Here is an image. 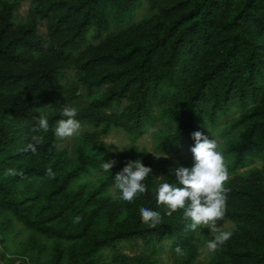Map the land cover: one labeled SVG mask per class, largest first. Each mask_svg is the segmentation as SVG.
Instances as JSON below:
<instances>
[{"label": "trees", "instance_id": "trees-1", "mask_svg": "<svg viewBox=\"0 0 264 264\" xmlns=\"http://www.w3.org/2000/svg\"><path fill=\"white\" fill-rule=\"evenodd\" d=\"M21 2L0 0V264H166L163 253L171 264H264V169L252 168L264 163V0H29L19 18ZM66 105L86 129L62 148L52 129ZM41 114L47 133L33 131ZM154 127L158 161L104 140ZM215 129L234 226L203 262L200 228L187 229L183 210L167 216L155 189L178 186L192 134ZM36 135V153L24 151ZM183 148L187 158L167 155ZM130 160L152 169L132 203L114 188ZM141 206L161 224H144Z\"/></svg>", "mask_w": 264, "mask_h": 264}, {"label": "clouds", "instance_id": "clouds-1", "mask_svg": "<svg viewBox=\"0 0 264 264\" xmlns=\"http://www.w3.org/2000/svg\"><path fill=\"white\" fill-rule=\"evenodd\" d=\"M77 114V108L68 105L63 107L62 116L66 118L59 119L52 129L57 138L66 139L78 132L80 123L75 119ZM49 130V120L46 115L41 114L37 118L33 131L47 133ZM192 135L195 139V145L191 148L193 166L173 168L178 186L168 182L157 184L155 189L156 204L167 210V216H172L173 212L183 210L184 218L190 221L187 225L189 231L195 232L199 228L210 229L213 239L207 241L205 247L214 252L232 235L230 231H224L218 226V222L223 220L226 211L225 193L227 189L225 183L229 176L216 140L209 139L201 131H196ZM32 140L34 143H28L24 151L31 150L32 153H36L37 146L43 143L44 137L36 135L32 137ZM156 156L160 157V155ZM116 163L115 160L104 162L102 164L103 171H111ZM151 172L152 169L145 166L141 160L128 161L122 170L114 176V188L119 192V196L115 198L128 203L134 202L138 196L147 192L148 189L144 181ZM47 174L51 178H55L52 169L49 168ZM139 213L142 222L149 227L155 228L161 224L162 216L159 211L141 206ZM175 252L177 256L183 255L180 246L176 247Z\"/></svg>", "mask_w": 264, "mask_h": 264}, {"label": "rangeland", "instance_id": "rangeland-1", "mask_svg": "<svg viewBox=\"0 0 264 264\" xmlns=\"http://www.w3.org/2000/svg\"><path fill=\"white\" fill-rule=\"evenodd\" d=\"M29 0H22L21 5L19 7L18 10V17L19 18H24L27 15L28 9H29ZM144 14V9H141L136 16L134 17V19H139L142 15ZM42 30H44L43 27H41ZM86 129L85 126H80L78 132L69 138L66 139H61V147L64 148L66 146H69L71 142H73L74 137L82 130ZM156 127L149 129L144 135H142L141 137H138L137 139L133 140L131 134H129L128 132H125L123 130L120 129H114L111 131V133H109V135H107L106 137H104L105 142L107 143V145H110L113 150L115 151V153H119L123 150H125L132 142H135L139 147L141 148H146L148 149L155 158V161H158L162 156H164V154L162 152H159L158 150L155 149L154 146V138H153V133L155 131ZM210 137L211 139H215L218 147L222 144L225 143V138L221 137L218 130H213V132L210 133ZM160 155L159 158H157V156L155 155ZM188 151L187 149H182V152H169L167 155H171V156H175L178 158H187L188 157ZM253 167H257V168H262L264 169V163L262 160L258 159L257 162L252 166ZM218 226L222 229V230H230L234 224L232 221H229L225 218H223V220L218 222ZM200 233H199V238H200V244L205 245L206 242L208 241V237L211 235L210 234V229L208 228H200ZM126 252H128V254H134V252H131L130 250H126ZM210 251L207 250V248L205 247L203 254L200 256L199 260L206 262L207 260V254ZM161 257L163 258V260L165 261L166 264H171L173 261V257L171 256V254L169 253H163L161 255Z\"/></svg>", "mask_w": 264, "mask_h": 264}]
</instances>
